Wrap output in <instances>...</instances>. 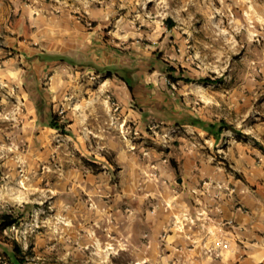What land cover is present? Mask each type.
Segmentation results:
<instances>
[{"label": "rangeland", "instance_id": "obj_1", "mask_svg": "<svg viewBox=\"0 0 264 264\" xmlns=\"http://www.w3.org/2000/svg\"><path fill=\"white\" fill-rule=\"evenodd\" d=\"M99 68L131 70L133 91ZM187 116L251 140L235 121L264 119V0H0V216L18 218L0 264L15 242L27 264H163L143 216L179 210V191L207 209L176 178L229 171L235 131Z\"/></svg>", "mask_w": 264, "mask_h": 264}, {"label": "crops", "instance_id": "obj_2", "mask_svg": "<svg viewBox=\"0 0 264 264\" xmlns=\"http://www.w3.org/2000/svg\"><path fill=\"white\" fill-rule=\"evenodd\" d=\"M239 120L240 132L251 140L236 139L232 135L237 131L223 135L229 171L215 164L203 167L209 177L203 186L198 174L191 181L175 180L179 189L184 185L197 193L191 196L207 209L186 210L185 192L179 191V210L162 208L143 216L146 247L159 246L163 264H264V119ZM183 158L187 168L190 156ZM167 171L173 178V170ZM188 217L192 225L185 221Z\"/></svg>", "mask_w": 264, "mask_h": 264}, {"label": "trees", "instance_id": "obj_3", "mask_svg": "<svg viewBox=\"0 0 264 264\" xmlns=\"http://www.w3.org/2000/svg\"><path fill=\"white\" fill-rule=\"evenodd\" d=\"M58 59L64 60L65 58L59 57ZM176 71V68H174L173 66L168 67V77L173 83H178L180 80H183L186 83L194 81L188 77L176 76ZM98 72L104 73L109 77L113 75L117 76L121 81H123L127 85L130 91H133L134 79L132 77L131 70H129L128 68H99ZM187 119L189 125L202 129L203 131L211 135L216 141L221 138L222 134L225 131H235V128L229 123H227L225 120H221L219 123H212L203 121L199 118H195L192 116H187ZM185 123L186 118L183 117L180 123L178 122V125ZM48 126L53 129L59 130L64 135H71V132L67 130L66 124H61L56 116H52ZM17 222L18 218H14L11 214H2L0 216V230L7 229L15 225ZM9 264H27V260L25 255L23 254V250L20 245L16 242L13 244V250L11 254H9Z\"/></svg>", "mask_w": 264, "mask_h": 264}, {"label": "built area", "instance_id": "obj_4", "mask_svg": "<svg viewBox=\"0 0 264 264\" xmlns=\"http://www.w3.org/2000/svg\"><path fill=\"white\" fill-rule=\"evenodd\" d=\"M232 222H229V224H231Z\"/></svg>", "mask_w": 264, "mask_h": 264}]
</instances>
